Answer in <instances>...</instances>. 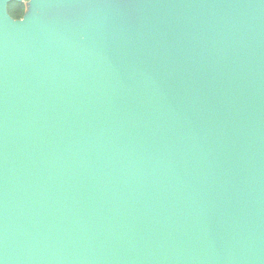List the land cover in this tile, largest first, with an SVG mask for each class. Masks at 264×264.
I'll return each mask as SVG.
<instances>
[{"label":"water","instance_id":"1","mask_svg":"<svg viewBox=\"0 0 264 264\" xmlns=\"http://www.w3.org/2000/svg\"><path fill=\"white\" fill-rule=\"evenodd\" d=\"M0 264H264V0H0Z\"/></svg>","mask_w":264,"mask_h":264},{"label":"trees","instance_id":"2","mask_svg":"<svg viewBox=\"0 0 264 264\" xmlns=\"http://www.w3.org/2000/svg\"><path fill=\"white\" fill-rule=\"evenodd\" d=\"M25 6L23 3L12 2L8 5L9 14L15 18H21L24 13Z\"/></svg>","mask_w":264,"mask_h":264},{"label":"rangeland","instance_id":"3","mask_svg":"<svg viewBox=\"0 0 264 264\" xmlns=\"http://www.w3.org/2000/svg\"><path fill=\"white\" fill-rule=\"evenodd\" d=\"M26 3V2H25ZM25 3H23V4H25Z\"/></svg>","mask_w":264,"mask_h":264}]
</instances>
